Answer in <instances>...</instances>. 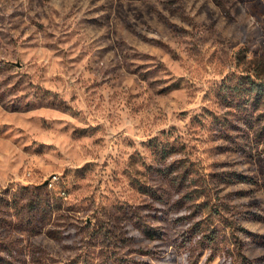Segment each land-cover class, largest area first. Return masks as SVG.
I'll list each match as a JSON object with an SVG mask.
<instances>
[{"label":"rangeland","instance_id":"obj_1","mask_svg":"<svg viewBox=\"0 0 264 264\" xmlns=\"http://www.w3.org/2000/svg\"><path fill=\"white\" fill-rule=\"evenodd\" d=\"M0 264H264V0H0Z\"/></svg>","mask_w":264,"mask_h":264},{"label":"built area","instance_id":"obj_2","mask_svg":"<svg viewBox=\"0 0 264 264\" xmlns=\"http://www.w3.org/2000/svg\"><path fill=\"white\" fill-rule=\"evenodd\" d=\"M57 176L56 175H54V178H56ZM54 180H53V178L51 179V182H50V184H52V182H53Z\"/></svg>","mask_w":264,"mask_h":264}]
</instances>
